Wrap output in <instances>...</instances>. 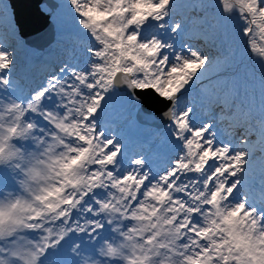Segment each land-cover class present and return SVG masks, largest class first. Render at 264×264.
Returning a JSON list of instances; mask_svg holds the SVG:
<instances>
[{"label": "snow or ice", "instance_id": "snow-or-ice-1", "mask_svg": "<svg viewBox=\"0 0 264 264\" xmlns=\"http://www.w3.org/2000/svg\"><path fill=\"white\" fill-rule=\"evenodd\" d=\"M37 7L55 48L0 0V264H264V0Z\"/></svg>", "mask_w": 264, "mask_h": 264}, {"label": "water", "instance_id": "water-1", "mask_svg": "<svg viewBox=\"0 0 264 264\" xmlns=\"http://www.w3.org/2000/svg\"><path fill=\"white\" fill-rule=\"evenodd\" d=\"M38 3L39 0H15V12L16 20L21 28V36L28 45L40 48L35 44V35H47L49 37L47 44H49L54 37V30L50 19H46L38 9ZM48 3L57 2L48 0Z\"/></svg>", "mask_w": 264, "mask_h": 264}, {"label": "rangeland", "instance_id": "rangeland-1", "mask_svg": "<svg viewBox=\"0 0 264 264\" xmlns=\"http://www.w3.org/2000/svg\"><path fill=\"white\" fill-rule=\"evenodd\" d=\"M55 1L58 2V0H55ZM49 19H50V22H51L53 30H54V37H53V39L51 41V42H53L52 43V47L55 48L54 40H55V37H56L58 21H57V18H56L55 15L49 17ZM48 40H49V37L47 35H44L42 38L38 36V38H36L35 44H36V46L40 47L38 49H45V48L48 47V44H47ZM21 42H22V44L27 45L28 48H37V47H33V46L28 45L26 43L25 39L22 36H21ZM20 57H21V60L24 61V62H27V63L34 62L33 58L31 56L26 55L24 51L20 52Z\"/></svg>", "mask_w": 264, "mask_h": 264}, {"label": "bare ground", "instance_id": "bare-ground-1", "mask_svg": "<svg viewBox=\"0 0 264 264\" xmlns=\"http://www.w3.org/2000/svg\"><path fill=\"white\" fill-rule=\"evenodd\" d=\"M38 36L41 37L42 35H35L36 38H38ZM42 37H43V36H42ZM42 37H41V38H42Z\"/></svg>", "mask_w": 264, "mask_h": 264}]
</instances>
